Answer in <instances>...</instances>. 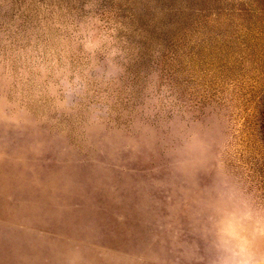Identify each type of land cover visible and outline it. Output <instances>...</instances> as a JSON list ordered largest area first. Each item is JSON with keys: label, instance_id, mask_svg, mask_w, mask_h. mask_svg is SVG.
<instances>
[{"label": "rangeland", "instance_id": "obj_1", "mask_svg": "<svg viewBox=\"0 0 264 264\" xmlns=\"http://www.w3.org/2000/svg\"><path fill=\"white\" fill-rule=\"evenodd\" d=\"M82 3L0 0V35L23 47ZM102 7L140 37L133 83L158 67L198 118L223 114L241 149L232 167L264 186V0H102ZM13 135L0 129L4 139ZM180 197L164 160L151 153L130 159L73 135L50 139L27 165L0 162V264H65L73 247L84 264H196L200 241L177 210Z\"/></svg>", "mask_w": 264, "mask_h": 264}, {"label": "clouds", "instance_id": "obj_2", "mask_svg": "<svg viewBox=\"0 0 264 264\" xmlns=\"http://www.w3.org/2000/svg\"><path fill=\"white\" fill-rule=\"evenodd\" d=\"M139 39L102 0H83L23 47L0 35V129L14 134L0 137V162L27 165L45 155L50 139L69 135L102 154L151 153L178 185L177 210L200 241L196 264H264V186L232 167L241 149L227 118H198L158 67L134 84ZM64 260L84 264L81 248Z\"/></svg>", "mask_w": 264, "mask_h": 264}]
</instances>
